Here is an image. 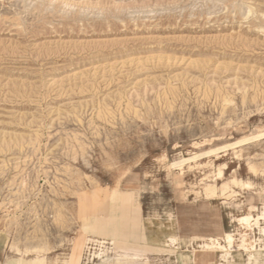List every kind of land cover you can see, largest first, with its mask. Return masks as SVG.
I'll use <instances>...</instances> for the list:
<instances>
[{
  "label": "rangeland",
  "instance_id": "374dc122",
  "mask_svg": "<svg viewBox=\"0 0 264 264\" xmlns=\"http://www.w3.org/2000/svg\"><path fill=\"white\" fill-rule=\"evenodd\" d=\"M263 193L264 0H0L1 260L264 264Z\"/></svg>",
  "mask_w": 264,
  "mask_h": 264
},
{
  "label": "bare ground",
  "instance_id": "6f19581e",
  "mask_svg": "<svg viewBox=\"0 0 264 264\" xmlns=\"http://www.w3.org/2000/svg\"><path fill=\"white\" fill-rule=\"evenodd\" d=\"M222 149H223V147H222ZM218 151H220V150H218ZM209 152L213 153L214 151L210 150ZM216 152H217V150H216ZM198 156H201V155H198ZM194 159H196V157L192 158V160H194ZM175 165L176 164H174V166ZM206 165H212V164H209V162H208V164H206ZM218 175L221 176V172H219ZM234 186H239L240 189L241 188L242 189H250V183H248V182H240V183H238L235 180H232L231 183L223 184L220 187V195L224 196V198L226 197L228 199L229 197H231L235 193V191L233 189ZM215 190H216V187L214 185H206L204 187V192H205V194L207 196L210 195V194L215 193ZM262 195H264V193ZM250 210H252V208H250ZM260 220L264 221V211L261 214H258L256 218H254L251 215V213H248V214H246L244 216H240L239 218L235 219V222H236V226H235L236 234H233L231 232H223L222 233V237H210V236L201 237L200 239H202V240H198V242L196 244L199 247H201V246L202 247H208V248L211 247L214 250L222 252L223 253L222 257L224 259L227 258L228 256H230V251H231L232 248H236V250H234V251H238V252H240V251L248 252L249 251V253L247 254V257H248L247 260L248 261H252V260L255 259L254 254H252V251H254V248H253V245L249 244V242L247 240V237L249 235L247 232L254 231V229H252L253 226H257L260 231L264 232V227L260 228ZM235 235L239 236V243L240 244H236L235 245V238H234ZM220 238L223 239L225 245H222L221 242H218V239H220ZM89 243H90V239L89 238H85L83 243H82V245L84 247H86V246H88ZM140 258H141V255H139V253H137V252H134V253H132V252L131 253H123V254L118 255L116 258L112 259V262H115L116 264H119L122 260H125V259L127 260L128 259L130 261V264H134ZM13 261H14L13 258L7 257V262L9 264H12ZM40 262H41V260L39 259V256H36V257H32V258H27V260H24V259L19 260L18 264H40ZM100 264H110V261H109L108 258H105V259L101 258L100 259Z\"/></svg>",
  "mask_w": 264,
  "mask_h": 264
},
{
  "label": "crops",
  "instance_id": "0c3cea01",
  "mask_svg": "<svg viewBox=\"0 0 264 264\" xmlns=\"http://www.w3.org/2000/svg\"><path fill=\"white\" fill-rule=\"evenodd\" d=\"M173 239H174V238H170V242H173ZM198 240H202V239H198ZM197 248H198V249H201L202 251H205V250L202 249V247L197 246ZM135 252L139 253L138 251H135ZM206 252H209V251H206ZM1 259H2V258L0 257V264H9V263L7 262V258H4V259H3V260H4V263H3V260H1ZM12 264H18L17 259H14V261L12 262Z\"/></svg>",
  "mask_w": 264,
  "mask_h": 264
}]
</instances>
